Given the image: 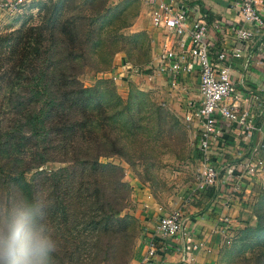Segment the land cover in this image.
<instances>
[{"label": "trees", "instance_id": "16d2710c", "mask_svg": "<svg viewBox=\"0 0 264 264\" xmlns=\"http://www.w3.org/2000/svg\"><path fill=\"white\" fill-rule=\"evenodd\" d=\"M64 1L44 3L36 22L0 33V222L40 206L38 220L59 245L51 264H128L139 234L136 218L123 212L129 186L119 164L100 158L117 156L132 168L145 157L141 135L170 138L179 122L141 90L122 99L107 78L92 86L79 79L84 67H108L125 41L136 47L143 32L120 31L133 0L110 7L87 0L69 13ZM263 202L264 194L239 238L248 264H264Z\"/></svg>", "mask_w": 264, "mask_h": 264}, {"label": "crops", "instance_id": "0c3cea01", "mask_svg": "<svg viewBox=\"0 0 264 264\" xmlns=\"http://www.w3.org/2000/svg\"><path fill=\"white\" fill-rule=\"evenodd\" d=\"M23 1L25 5L33 0ZM165 1L171 2L175 8L181 7L183 3L188 7L197 8L207 24L219 22L220 32L212 29L207 34L211 56L217 50L241 48V43L236 40L227 26L228 23L238 21L240 18L237 4H235L236 0ZM8 13L10 12L6 9H0V21ZM146 18L148 19L147 15ZM148 24L144 26V22L137 20L133 24V30L142 29L148 32L150 29V24ZM152 31L155 35L152 40L151 66L146 67L144 72L137 73L125 56L118 53L114 57L109 74H114L117 83L134 81L140 84V88L145 87L159 96L169 110L188 118L190 110L200 99L198 66L191 60L188 73L178 78L175 86H171L169 76L165 73H158L154 67V57L165 36L158 29L154 28ZM262 39L261 35L255 37L238 58L231 57L221 62L214 61L215 64L229 66V76L240 85L242 91L240 108L254 116L259 129L251 132L247 137L234 123L223 120L218 123L217 132L210 141V157L211 164L219 172V182L211 193L196 190L188 193L183 191L161 203L152 197L146 187L135 182V179L129 181L131 185L129 199L132 204L130 209L125 210L136 218L139 235L128 264H219L220 249L223 245L221 233L223 224L220 219L227 218L228 212L238 207L236 204L240 199L235 191L240 184L238 180L235 186L236 178L238 174L241 175L240 179L249 176L241 172L240 164L249 155L258 157L264 135V48L261 46ZM170 45L176 54L184 53V46L178 39ZM189 120H191L189 123L195 131L194 138L197 142L198 121ZM175 209L180 210L183 216L181 233L175 238L165 240L169 247L167 250H163L161 244L157 242L155 256L144 260L145 241L152 234L157 217Z\"/></svg>", "mask_w": 264, "mask_h": 264}, {"label": "built area", "instance_id": "2783aa9c", "mask_svg": "<svg viewBox=\"0 0 264 264\" xmlns=\"http://www.w3.org/2000/svg\"><path fill=\"white\" fill-rule=\"evenodd\" d=\"M141 1L147 6L149 24L165 36L155 56V70L167 74L170 78L169 84L175 86L177 79L190 70L191 60L198 66L200 99L190 110L188 119L198 121L196 149L200 155V180L196 189L205 192L210 187H216L219 182V172L211 164L210 157V141L217 132L218 123L221 120L234 123L247 137L259 129L254 116L240 108L242 91L240 85L229 76V66L215 64L214 61L238 58L255 37L263 34L264 0H236L240 18L227 26L241 43V48L217 50L212 56L209 53L207 34L212 29L220 32L219 22L207 24L197 8L188 7L185 3L175 8L171 2L165 0ZM23 5V0H0V9L8 12L18 11ZM175 39L184 46V53L173 52L170 43ZM261 46L264 48V38ZM240 167L242 173L256 175L262 168V161L249 155L241 162ZM240 176L238 174L235 186ZM222 220L226 221V218ZM182 222L183 216L178 209L160 214L152 234L146 238L143 259L149 260L155 256L157 242L163 250H167L169 247L165 240L175 238L181 233Z\"/></svg>", "mask_w": 264, "mask_h": 264}, {"label": "rangeland", "instance_id": "374dc122", "mask_svg": "<svg viewBox=\"0 0 264 264\" xmlns=\"http://www.w3.org/2000/svg\"><path fill=\"white\" fill-rule=\"evenodd\" d=\"M54 1L56 0H33L27 4L25 3L18 11L8 13L0 21V33L16 29L26 22H36L42 14V5ZM102 1L103 6L110 7L121 0ZM95 2L99 3L98 0ZM86 4L87 0H66L64 1V9L68 10V13L76 10L79 11L87 8ZM134 11H136V14H134ZM147 11V7L141 0L130 2L123 12V20L130 21L129 26L122 28L120 31L125 35L143 32V35L141 34L136 38V47L130 49L131 43L125 41L122 49L117 50L113 54L108 67L97 71L84 67L82 73L79 75V79L83 85L92 86L98 79L107 78L112 82L115 91L122 99L126 98L130 89L141 90L150 102L160 105L173 118L177 119L180 129L178 132L174 131L170 138L163 136V134L157 137H153V135H148V137L141 135L140 141L143 144L141 148L142 150L146 149L144 153L145 157L144 159L141 158L143 160H136L134 167L131 168L123 159L117 156L100 158L101 161H111L122 167L123 179L128 183L129 190H131L129 181L135 179V182L147 188L156 201L163 203L183 191L186 193L193 192V190L198 191L196 186L200 180V155L196 149L195 131H193L189 123L191 120L185 116H181L178 112L169 110L162 100L159 99V96L145 87L140 88V84H136L134 81L117 83L116 78H113L114 74H109L113 66L114 57L118 53L123 54L127 60L131 59L132 64H130L132 67L136 65L134 70L137 73H142L146 67L149 68L151 66L150 62L153 58L151 57L152 40H154L155 34L152 31L154 28L148 24V19L146 18V15L148 17ZM137 20H140L142 23L144 22V26L148 24L150 31L148 30L147 32L142 29L133 30V24ZM257 156L262 161L260 172L256 175L246 176V178H239L240 185L235 191V194L240 199L239 203L236 204L238 207L228 212L227 218H229H226V221L220 219L223 224L221 232L223 245L220 249L219 264H248L252 262V259H244L247 256L250 257V252L247 249L242 250V241L239 238L243 234L242 229L246 225H254L255 218L252 213L256 210V204L264 194V154L261 150V145ZM58 166V163H47L45 168H56ZM28 176L29 173L26 174V177ZM131 204L132 202L128 198L127 208L130 209ZM123 212L129 213L125 209Z\"/></svg>", "mask_w": 264, "mask_h": 264}, {"label": "clouds", "instance_id": "9594fccd", "mask_svg": "<svg viewBox=\"0 0 264 264\" xmlns=\"http://www.w3.org/2000/svg\"><path fill=\"white\" fill-rule=\"evenodd\" d=\"M43 216L36 206L18 209L0 222V264H51L59 245L39 222Z\"/></svg>", "mask_w": 264, "mask_h": 264}, {"label": "water", "instance_id": "95a60500", "mask_svg": "<svg viewBox=\"0 0 264 264\" xmlns=\"http://www.w3.org/2000/svg\"><path fill=\"white\" fill-rule=\"evenodd\" d=\"M261 38H264V32H263V34L261 35Z\"/></svg>", "mask_w": 264, "mask_h": 264}]
</instances>
